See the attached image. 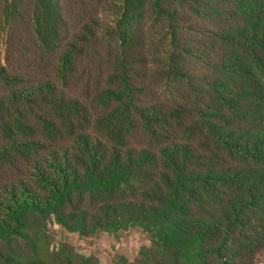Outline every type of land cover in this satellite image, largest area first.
Returning <instances> with one entry per match:
<instances>
[{"label":"trees","instance_id":"16d2710c","mask_svg":"<svg viewBox=\"0 0 264 264\" xmlns=\"http://www.w3.org/2000/svg\"><path fill=\"white\" fill-rule=\"evenodd\" d=\"M52 224L264 264V0H0V264H99Z\"/></svg>","mask_w":264,"mask_h":264},{"label":"rangeland","instance_id":"374dc122","mask_svg":"<svg viewBox=\"0 0 264 264\" xmlns=\"http://www.w3.org/2000/svg\"><path fill=\"white\" fill-rule=\"evenodd\" d=\"M51 234L56 242H65L85 256H95L99 264L114 263L118 257L132 261L140 247L150 245L149 238L139 227H131L114 234L99 232L92 236H80L68 232L59 225H50Z\"/></svg>","mask_w":264,"mask_h":264}]
</instances>
